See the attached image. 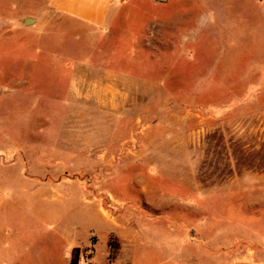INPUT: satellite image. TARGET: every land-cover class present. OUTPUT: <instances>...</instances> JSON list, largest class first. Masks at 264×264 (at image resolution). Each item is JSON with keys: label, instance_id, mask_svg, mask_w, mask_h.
<instances>
[{"label": "rangeland", "instance_id": "rangeland-1", "mask_svg": "<svg viewBox=\"0 0 264 264\" xmlns=\"http://www.w3.org/2000/svg\"><path fill=\"white\" fill-rule=\"evenodd\" d=\"M126 6L118 51L0 0V264H264V0Z\"/></svg>", "mask_w": 264, "mask_h": 264}, {"label": "crops", "instance_id": "crops-1", "mask_svg": "<svg viewBox=\"0 0 264 264\" xmlns=\"http://www.w3.org/2000/svg\"><path fill=\"white\" fill-rule=\"evenodd\" d=\"M32 4H37L42 8V16L40 18L33 15H26L24 17L23 26L30 28L38 23L39 20H43V14L46 16V20L50 19V15L66 18L71 22H76L79 24L77 28L72 31V34L81 33V39L86 38L88 31L92 30L95 33H100L103 37L104 44L103 47L115 48L119 51V46L121 45L118 39L115 37L121 31V25L128 19V14L133 12V8L127 7L126 4L130 0H29ZM123 13L124 17L118 20L119 14ZM139 13V14H138ZM125 14V15H124ZM138 15L142 14V11L137 12ZM156 21V18L153 19ZM151 21V20H150ZM108 37V40L105 38ZM79 42L78 44H80ZM86 44V43H85ZM91 46L93 45L89 42ZM100 45V46H102ZM141 46L147 48L145 41H141ZM81 51V50H80ZM76 52H79L76 50ZM85 51L84 59L90 62L88 59L91 55ZM118 53V52H117ZM118 57V55L116 56ZM114 60V59H109ZM117 60V59H115ZM79 61V60H77ZM119 61V58H118ZM89 74H84L78 77L77 82L74 83L71 88V93L77 96L87 95L84 92L86 89V80ZM103 78L106 83L103 85L102 98L105 102L104 107L107 109H115L118 107L119 103L115 100L118 99L119 94L124 93V88L120 86L122 83L120 80L124 79V74L113 73L106 71ZM76 80V79H75ZM78 86V87H77ZM82 90H77V88ZM85 88V89H84ZM96 92V91H95ZM94 93V92H93ZM99 94V92H97Z\"/></svg>", "mask_w": 264, "mask_h": 264}, {"label": "trees", "instance_id": "trees-1", "mask_svg": "<svg viewBox=\"0 0 264 264\" xmlns=\"http://www.w3.org/2000/svg\"><path fill=\"white\" fill-rule=\"evenodd\" d=\"M110 246L112 247L111 255H110V260H113V259L115 258V254H116V250H117V248L114 249L113 244H111V243H110ZM114 250H115V251H114ZM73 252H74V253L77 252V249H75ZM74 256H75V254H74ZM71 264H73V261H71Z\"/></svg>", "mask_w": 264, "mask_h": 264}]
</instances>
